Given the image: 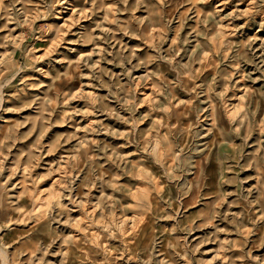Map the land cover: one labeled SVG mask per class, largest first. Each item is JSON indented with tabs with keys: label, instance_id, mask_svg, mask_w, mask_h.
<instances>
[{
	"label": "rangeland",
	"instance_id": "1",
	"mask_svg": "<svg viewBox=\"0 0 264 264\" xmlns=\"http://www.w3.org/2000/svg\"><path fill=\"white\" fill-rule=\"evenodd\" d=\"M0 264H264V0H0Z\"/></svg>",
	"mask_w": 264,
	"mask_h": 264
}]
</instances>
